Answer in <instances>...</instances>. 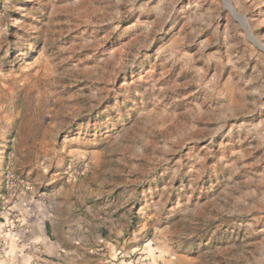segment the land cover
Wrapping results in <instances>:
<instances>
[{
    "label": "rangeland",
    "instance_id": "obj_1",
    "mask_svg": "<svg viewBox=\"0 0 264 264\" xmlns=\"http://www.w3.org/2000/svg\"><path fill=\"white\" fill-rule=\"evenodd\" d=\"M256 42L264 0H0V264H264Z\"/></svg>",
    "mask_w": 264,
    "mask_h": 264
},
{
    "label": "built area",
    "instance_id": "obj_2",
    "mask_svg": "<svg viewBox=\"0 0 264 264\" xmlns=\"http://www.w3.org/2000/svg\"><path fill=\"white\" fill-rule=\"evenodd\" d=\"M4 181H5V185L9 188V189H18L19 188V183L18 181L15 179V177L10 174V173H6L5 174V178H4ZM25 190H28V187H24Z\"/></svg>",
    "mask_w": 264,
    "mask_h": 264
},
{
    "label": "crops",
    "instance_id": "obj_3",
    "mask_svg": "<svg viewBox=\"0 0 264 264\" xmlns=\"http://www.w3.org/2000/svg\"><path fill=\"white\" fill-rule=\"evenodd\" d=\"M26 229H28L30 232L33 231V228L30 225L28 227H26ZM32 233L34 235L35 232L33 231ZM42 233H43V231L40 230L39 239H41L42 241H44V237H43V234ZM44 234H45V232H44Z\"/></svg>",
    "mask_w": 264,
    "mask_h": 264
},
{
    "label": "water",
    "instance_id": "obj_4",
    "mask_svg": "<svg viewBox=\"0 0 264 264\" xmlns=\"http://www.w3.org/2000/svg\"><path fill=\"white\" fill-rule=\"evenodd\" d=\"M232 11L234 12V10L232 9ZM260 47H261V49L264 51V47L260 44V43H258V42H256Z\"/></svg>",
    "mask_w": 264,
    "mask_h": 264
}]
</instances>
